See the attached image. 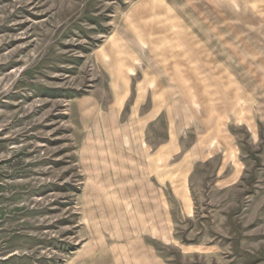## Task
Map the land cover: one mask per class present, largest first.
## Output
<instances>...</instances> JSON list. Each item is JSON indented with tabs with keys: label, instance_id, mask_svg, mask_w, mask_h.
I'll list each match as a JSON object with an SVG mask.
<instances>
[{
	"label": "rangeland",
	"instance_id": "obj_1",
	"mask_svg": "<svg viewBox=\"0 0 264 264\" xmlns=\"http://www.w3.org/2000/svg\"><path fill=\"white\" fill-rule=\"evenodd\" d=\"M0 264H264V0H0Z\"/></svg>",
	"mask_w": 264,
	"mask_h": 264
}]
</instances>
